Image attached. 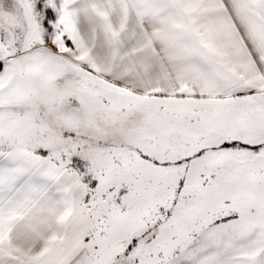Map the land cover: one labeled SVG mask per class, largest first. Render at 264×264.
I'll return each instance as SVG.
<instances>
[{
	"label": "snow or ice",
	"instance_id": "snow-or-ice-1",
	"mask_svg": "<svg viewBox=\"0 0 264 264\" xmlns=\"http://www.w3.org/2000/svg\"><path fill=\"white\" fill-rule=\"evenodd\" d=\"M0 264H264V0H0Z\"/></svg>",
	"mask_w": 264,
	"mask_h": 264
}]
</instances>
